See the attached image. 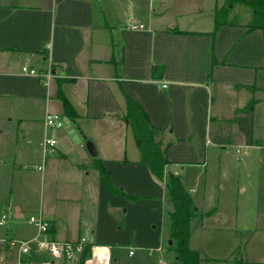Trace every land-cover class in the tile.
Wrapping results in <instances>:
<instances>
[{"label":"crops","instance_id":"0c3cea01","mask_svg":"<svg viewBox=\"0 0 264 264\" xmlns=\"http://www.w3.org/2000/svg\"><path fill=\"white\" fill-rule=\"evenodd\" d=\"M217 1L207 8L211 18L189 26L171 16L199 12L204 0H186L182 10L167 16L163 8L150 10V0H0V120L9 121V149L39 140L45 154L41 183L53 194L47 202L42 196L37 213L50 222L51 239L85 238L83 264H153L152 258L165 255L170 238L172 206L164 183L139 162L132 133L122 121L124 96L138 102L160 131L166 170L180 176L189 195L195 189H187L185 181L202 184V205L191 200L203 231L221 204L226 147L237 131L245 145L229 122L252 98L254 147L264 148L254 136L255 107L264 101L262 32L246 33L240 22L212 34L214 10L222 4ZM153 64L163 67L162 78H151ZM23 65L51 69L53 77L44 85L22 73ZM58 93L76 113L74 119L64 114ZM46 115L64 120V126L48 135L53 128L45 124ZM39 121L40 139L31 128ZM0 129L3 134L2 122ZM47 135L55 144L43 152ZM88 140L95 156L84 145ZM98 160L115 187L139 199L110 193L96 169ZM259 172L264 181V169ZM83 251L69 258L35 251L22 261L78 264ZM16 256L21 258L18 248Z\"/></svg>","mask_w":264,"mask_h":264},{"label":"rangeland","instance_id":"374dc122","mask_svg":"<svg viewBox=\"0 0 264 264\" xmlns=\"http://www.w3.org/2000/svg\"><path fill=\"white\" fill-rule=\"evenodd\" d=\"M211 1L204 0V8L201 11L185 14L179 10L184 8L182 5L186 0H150L152 6L150 10L155 8L156 11H160L163 8L165 11L163 16L175 15L179 11L180 15L171 18L176 19L179 24L191 26L195 23H203L208 17L211 18L212 13L207 9ZM189 2L192 4L193 0ZM249 14L248 9L238 8L232 10L230 16L234 15L235 21L245 23ZM0 122L5 129L3 134H0V144L5 148H3L5 155L0 153V218L2 215L6 217L0 225V264H18L16 259L18 244L11 245L10 242L29 240L31 236L36 235V228L28 222V219L30 216H38L37 210L42 196L43 201L47 202L52 198L53 193L47 187L48 184L43 187L41 183L45 154H42L39 140L10 150L12 135L7 132L9 121L1 119ZM61 123L64 126V120ZM42 125L39 121L31 127L32 133L38 134L39 139L43 136ZM11 126L16 129L13 124ZM22 127L23 125L19 126ZM56 129L58 128L48 130L47 134H53ZM254 131L255 139L258 142L264 141V101L255 107ZM241 139L237 131L232 137L231 144L226 147L225 152L229 156V161L226 168L227 176L224 173L220 175L222 190L219 195L221 204L217 217L212 218L205 226L204 235L199 221L193 216L190 219L188 245L191 249L197 250L200 264H264V181H259L262 172L258 173L264 169V148L246 146ZM184 185L187 189H195L194 193H190V197L194 198L195 205L201 206L202 184L191 178L185 181ZM15 208H21L22 217L14 216ZM169 240L171 239L168 236L164 245L165 255L152 258L153 264L162 261L167 264H180L176 260L175 245L174 243L169 245ZM28 247L30 251L28 254H21L22 260L37 251L36 243L33 241L28 243ZM41 253L43 257L44 252Z\"/></svg>","mask_w":264,"mask_h":264},{"label":"trees","instance_id":"16d2710c","mask_svg":"<svg viewBox=\"0 0 264 264\" xmlns=\"http://www.w3.org/2000/svg\"><path fill=\"white\" fill-rule=\"evenodd\" d=\"M248 9L250 11L248 20L242 24L247 28L246 33L259 29L262 32L264 42V0H223L222 4L214 10V31L223 25H238L234 15L230 16L235 9ZM209 33H199L206 35ZM163 75L161 65H151L150 76L152 79H160ZM240 87V86H239ZM250 88V87H249ZM62 101L64 114L74 119L76 113L62 96L57 94ZM125 109L122 121L128 125L135 145L139 151V162L145 164L151 174L164 183L166 196L172 206L169 212L170 239L173 240L176 260L180 264H200L197 250L190 249L188 240L190 236V219L195 214L190 195L185 191L181 178L166 170L168 161L166 159V146L162 147L158 139L159 132L149 120V117L142 106L128 96H124ZM255 100L250 99L243 107L236 109L233 118L229 123H234L244 137L247 146L256 144L253 139V106ZM96 169L103 177L104 184L108 191L116 196H121L129 201H136L137 196L125 193L121 188L115 187L110 179L109 173L104 166L96 161ZM85 252L79 258L78 264H83Z\"/></svg>","mask_w":264,"mask_h":264},{"label":"built area","instance_id":"2783aa9c","mask_svg":"<svg viewBox=\"0 0 264 264\" xmlns=\"http://www.w3.org/2000/svg\"><path fill=\"white\" fill-rule=\"evenodd\" d=\"M135 27V25L131 26V28L133 29ZM21 71L22 73L37 77L44 85H46L49 79L53 77L51 69L40 72L33 68L31 69L26 65H23L21 67ZM162 86L166 87V84H163ZM44 122L48 128H57L62 125L61 120L55 115H46ZM42 141L43 142L41 145L43 152H46L49 147L55 144V140L48 137L44 138ZM236 151L238 152L237 148ZM5 218V215H2V217L0 218V225L3 223V220ZM28 222L36 228V235L29 240H17L16 242H10L11 245H15L16 243L18 244L17 248L20 254L29 253L30 247H28V243L32 241L36 243L37 247H35V250L46 252L53 258H69L73 255V253H80L85 248L84 246L86 244V240L84 237H80L75 241H63L61 243L60 241L51 239L49 236V228L51 224L49 221L43 219L40 215H38L37 217L30 216ZM18 262V264H25V262H23L21 258H19Z\"/></svg>","mask_w":264,"mask_h":264},{"label":"water","instance_id":"95a60500","mask_svg":"<svg viewBox=\"0 0 264 264\" xmlns=\"http://www.w3.org/2000/svg\"><path fill=\"white\" fill-rule=\"evenodd\" d=\"M93 143H90L89 141L86 143V149H87V151H88V153L91 155V156H95V154H96V152H95V149H94V147H93V145H92ZM15 212H14V216L15 217H21V214L18 212L19 210H18V208H15ZM168 244H172V241L171 240H169L168 241Z\"/></svg>","mask_w":264,"mask_h":264}]
</instances>
